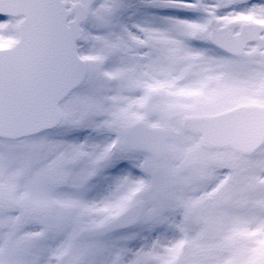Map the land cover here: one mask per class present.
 Masks as SVG:
<instances>
[{
    "label": "snow or ice",
    "instance_id": "6c2138e0",
    "mask_svg": "<svg viewBox=\"0 0 264 264\" xmlns=\"http://www.w3.org/2000/svg\"><path fill=\"white\" fill-rule=\"evenodd\" d=\"M0 264H264V0H0Z\"/></svg>",
    "mask_w": 264,
    "mask_h": 264
}]
</instances>
